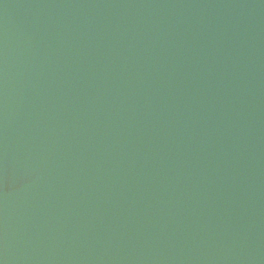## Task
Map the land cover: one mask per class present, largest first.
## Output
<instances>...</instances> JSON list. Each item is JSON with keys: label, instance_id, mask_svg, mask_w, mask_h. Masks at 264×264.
Listing matches in <instances>:
<instances>
[{"label": "water", "instance_id": "95a60500", "mask_svg": "<svg viewBox=\"0 0 264 264\" xmlns=\"http://www.w3.org/2000/svg\"><path fill=\"white\" fill-rule=\"evenodd\" d=\"M0 264H264V0H0Z\"/></svg>", "mask_w": 264, "mask_h": 264}]
</instances>
